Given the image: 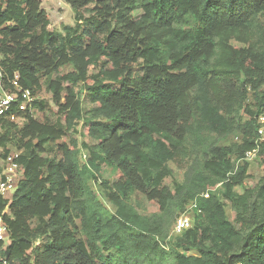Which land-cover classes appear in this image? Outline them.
<instances>
[{"label": "trees", "instance_id": "trees-1", "mask_svg": "<svg viewBox=\"0 0 264 264\" xmlns=\"http://www.w3.org/2000/svg\"><path fill=\"white\" fill-rule=\"evenodd\" d=\"M63 1L75 24L57 35L40 0H0L2 65L39 114L16 112L0 130L3 155L21 151L22 179L0 197L9 264H264V0ZM51 74L53 106L36 98ZM78 83L94 104L86 115ZM78 121L93 145L72 133ZM230 134L238 140L218 144ZM252 149L263 175L248 187ZM169 163L184 174L173 186ZM193 200L192 225L166 247L144 205L183 211Z\"/></svg>", "mask_w": 264, "mask_h": 264}, {"label": "rangeland", "instance_id": "rangeland-1", "mask_svg": "<svg viewBox=\"0 0 264 264\" xmlns=\"http://www.w3.org/2000/svg\"><path fill=\"white\" fill-rule=\"evenodd\" d=\"M41 6L46 10L48 16H49V30L53 31L55 34H63L64 33V28L68 26H74L75 24V14L72 11L71 7L63 0H40ZM93 6L90 5L88 9L83 11V15L85 17H88L91 12L90 9ZM81 38L85 39L84 35H81ZM140 67L141 63L140 61L133 64V69L137 73L140 72ZM72 67L70 65H66L62 67V72H67L70 71ZM55 77V74L51 75H42V91L38 94H36V98L38 99H43L48 101L52 106L54 105L50 99L51 94L47 93L45 90L46 88V83L48 79H52ZM85 85H82L81 83H78L75 86V91L77 94V98L80 100L82 103V108L84 111V114H88L89 110L94 106L91 102H89V94L88 91L85 89ZM53 110L50 111L49 117L52 122H54L57 118V115H55V108L52 107ZM35 117H38L39 114L35 113ZM101 120V119H100ZM82 121H78V125H76L75 130L72 132L74 133L77 137L79 142H85L87 144L93 145L95 141L92 138H89L87 136H84L85 130L82 128L83 124ZM238 140L237 136H234L232 134L228 135L225 138L218 139V144L220 145H228L231 144L233 141ZM60 140L56 141H49L47 143L46 147V152L43 153V155L51 156L52 153L55 150L56 144H58ZM82 156L80 157L81 162L84 161L85 156L88 155V152L86 149H82ZM248 162V168H247V186L248 187H253L254 185L257 184L259 179L263 175V170L258 162L257 159H252ZM170 166L173 168V174L170 177L165 178L164 183L169 186H173L175 183H181L184 179V174L182 171L176 169L172 163H169ZM102 178H109V180H113L116 177L114 175H111L110 173L106 172L103 174ZM91 187L95 188L99 192L100 199L102 203L109 209L113 210V206L109 203V201L106 199L104 196V188L103 185L100 182H90ZM218 189V188H217ZM237 192H241V189L239 187H236L235 189ZM130 201H134V194L130 196ZM142 210L143 213L146 214H152L155 213L158 218L160 219L161 223V231L159 238L162 240V243L167 247L171 246L172 243V237L174 236L173 233V224L174 221L177 219V217L180 215V213H183L185 210H180L178 209L175 205L170 206L167 210L165 211H158L157 208L151 206V205H144ZM226 214L229 219L233 218V212L231 209L226 210ZM189 215H191V212H189ZM163 264H175V262L172 260V258H168Z\"/></svg>", "mask_w": 264, "mask_h": 264}, {"label": "built area", "instance_id": "built-area-1", "mask_svg": "<svg viewBox=\"0 0 264 264\" xmlns=\"http://www.w3.org/2000/svg\"><path fill=\"white\" fill-rule=\"evenodd\" d=\"M1 59L0 55V130L5 119H15L16 112H28L34 115L36 111L35 96L31 89L20 82L18 72L8 74L2 65ZM257 124V134L261 140H264V113L257 117ZM256 151V149L247 151L243 160L250 161L254 159ZM20 154V150L11 147L3 155L0 147V197L3 199H9L22 179L19 163ZM219 185L217 184L213 190L217 189ZM202 195L208 197L209 191L203 192ZM195 207L196 203L193 200L188 204L185 211L177 217L173 224L174 235L180 234L192 225V210ZM6 208L7 204L3 209H0V264H9L5 253L11 241L9 226L4 219ZM189 212H191V215H189Z\"/></svg>", "mask_w": 264, "mask_h": 264}]
</instances>
